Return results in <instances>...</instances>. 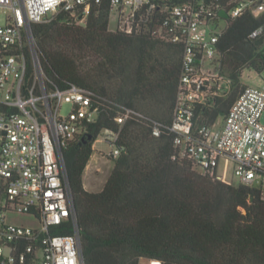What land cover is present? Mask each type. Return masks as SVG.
Instances as JSON below:
<instances>
[{
	"label": "trees",
	"instance_id": "16d2710c",
	"mask_svg": "<svg viewBox=\"0 0 264 264\" xmlns=\"http://www.w3.org/2000/svg\"><path fill=\"white\" fill-rule=\"evenodd\" d=\"M226 1V0H224ZM111 0L89 12L58 11L33 23L34 53L49 86L77 84L94 96L98 118L71 142L64 160L85 264H264V200L261 189L227 184L196 168L178 153L171 125L183 47L158 33L159 11H141L133 33L109 29ZM82 16V18H80ZM85 18V24L79 21ZM262 23L247 13L229 21L218 44L220 70L232 90L212 106L198 108L201 121L225 116L245 87V69H264V35L250 38ZM33 67V53L28 52ZM224 68V69H223ZM132 115L120 127L116 118ZM162 125L160 136L152 133ZM105 129L120 130L121 154L99 192L88 191L83 175L93 143ZM56 233L72 232L69 224Z\"/></svg>",
	"mask_w": 264,
	"mask_h": 264
},
{
	"label": "built area",
	"instance_id": "2783aa9c",
	"mask_svg": "<svg viewBox=\"0 0 264 264\" xmlns=\"http://www.w3.org/2000/svg\"><path fill=\"white\" fill-rule=\"evenodd\" d=\"M100 0H0L9 10L0 25V264H83L80 233L64 160V149L85 135L98 118L94 94L77 85L49 86L34 53L32 24L58 11L85 16ZM116 30L133 33L141 11L163 15L157 33L181 44L182 65L171 125L178 153L203 172L232 184L261 189L264 200V69L260 85H246L228 113L212 124L196 110L227 95L232 81L220 70L218 44L229 21L249 13L262 23L250 33L264 35V0H111ZM225 10L228 17L220 15ZM225 21V24H221ZM33 53V67L28 63ZM64 105L69 110L63 114ZM116 118L120 127L132 115ZM154 122L152 133L160 136ZM120 130H104L111 157L123 151ZM30 216L34 223L18 219ZM69 224L72 232L56 233ZM152 262V261H151ZM155 264H161L159 261Z\"/></svg>",
	"mask_w": 264,
	"mask_h": 264
},
{
	"label": "rangeland",
	"instance_id": "374dc122",
	"mask_svg": "<svg viewBox=\"0 0 264 264\" xmlns=\"http://www.w3.org/2000/svg\"><path fill=\"white\" fill-rule=\"evenodd\" d=\"M8 13H9V10L0 6V25H5L7 23L6 19H7ZM53 18H54L53 14H50L47 16L48 20H51ZM79 23L85 24V18L81 19ZM221 24H225V21H222ZM116 27H117V21L115 20V17H113V13H111L109 29L112 31H116ZM223 74L226 78L227 77L229 78V72L226 68L223 70ZM261 83H262V79L259 73H257L254 70H250V69L243 70L242 76H241V84L243 86L260 85ZM231 90H232V86H231ZM68 110H69V105H64L63 110H62L63 114H66ZM261 120L264 123V115L262 116ZM103 137H104V131L100 133L97 140L93 143L92 145L93 154L86 166V169L90 174L89 177L95 180L94 186H104L108 176L110 175L114 167V162H113L114 157L110 156V153L113 150V146L110 142L103 140ZM229 179L232 181V184L238 185L239 180L237 179V177L230 174ZM18 220L26 224L34 223V219L30 216H23L19 218ZM156 262L158 261L148 262L147 260L143 259L141 260L140 264H155Z\"/></svg>",
	"mask_w": 264,
	"mask_h": 264
},
{
	"label": "crops",
	"instance_id": "0c3cea01",
	"mask_svg": "<svg viewBox=\"0 0 264 264\" xmlns=\"http://www.w3.org/2000/svg\"><path fill=\"white\" fill-rule=\"evenodd\" d=\"M90 174L87 171V169L84 172L83 175V181H84V186L88 191L91 192H99L103 189L104 186H94L95 185V180L93 178L89 177Z\"/></svg>",
	"mask_w": 264,
	"mask_h": 264
},
{
	"label": "water",
	"instance_id": "95a60500",
	"mask_svg": "<svg viewBox=\"0 0 264 264\" xmlns=\"http://www.w3.org/2000/svg\"><path fill=\"white\" fill-rule=\"evenodd\" d=\"M220 15H222V16L225 17V18L228 17L227 12H226L225 10H221V11H220ZM80 18H82V16H81ZM82 139L86 142L87 140L91 139V137H87L86 135H84ZM73 204H74V203H73ZM74 209H75V205H74ZM81 259H82V263L85 264V261H84V255H83V253H82V250H81Z\"/></svg>",
	"mask_w": 264,
	"mask_h": 264
},
{
	"label": "flooded vegetation",
	"instance_id": "af4514ba",
	"mask_svg": "<svg viewBox=\"0 0 264 264\" xmlns=\"http://www.w3.org/2000/svg\"><path fill=\"white\" fill-rule=\"evenodd\" d=\"M87 142V141H86Z\"/></svg>",
	"mask_w": 264,
	"mask_h": 264
}]
</instances>
